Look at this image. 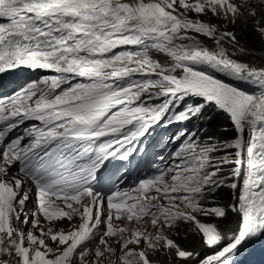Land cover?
I'll return each instance as SVG.
<instances>
[{
  "label": "snow or ice",
  "instance_id": "obj_1",
  "mask_svg": "<svg viewBox=\"0 0 264 264\" xmlns=\"http://www.w3.org/2000/svg\"><path fill=\"white\" fill-rule=\"evenodd\" d=\"M248 20L264 41V0H0V76L46 73L0 97V264H240L264 241V66L227 30Z\"/></svg>",
  "mask_w": 264,
  "mask_h": 264
},
{
  "label": "trees",
  "instance_id": "obj_2",
  "mask_svg": "<svg viewBox=\"0 0 264 264\" xmlns=\"http://www.w3.org/2000/svg\"><path fill=\"white\" fill-rule=\"evenodd\" d=\"M232 31L237 33V39L239 40L240 44L250 49L247 54H255V55H263L264 56V41L261 40L258 33L252 30V21L248 20L247 24L243 21H239L235 26H233ZM238 54H243L238 52ZM154 55H156L154 53ZM250 56V55H249ZM213 113V120L208 122L205 128L207 132L205 135H214L221 139L230 138L232 136L231 132H223L221 131V127H231L230 124L227 122V118L222 113H214L213 110H209ZM220 199L227 200L229 198V193L227 190L221 192L219 194ZM237 224V217L230 214L227 221H224L221 224V227L227 232L229 230H234ZM207 251V250H205Z\"/></svg>",
  "mask_w": 264,
  "mask_h": 264
},
{
  "label": "rangeland",
  "instance_id": "obj_3",
  "mask_svg": "<svg viewBox=\"0 0 264 264\" xmlns=\"http://www.w3.org/2000/svg\"><path fill=\"white\" fill-rule=\"evenodd\" d=\"M203 21L209 22V23H213V24H221V25H223V23H224L222 20H215L214 19V22H213V20L211 19V21H210L207 16L203 18ZM227 30L228 31L231 30L230 26L227 28ZM212 43H214V42L212 41L210 44H212ZM225 46L228 47L230 51H232L231 46H229V45H225ZM244 54L245 53L238 54V52H237V57H239L240 60H242V59L255 60V59H258V58H263L264 59V56L263 55L247 54V56H246ZM249 90L254 91V89H249ZM194 123H196V122L193 121L192 123H190L188 125V127L191 128L192 127V124H194ZM206 125H207V123L206 124H200L198 126L205 128ZM57 226L58 227L67 228L69 225H68V222L65 220V221H63L62 224H58ZM254 245H258V246H256V248H255V246L253 248H251V250L248 251L241 258L240 264H264V241L258 242V243L254 244Z\"/></svg>",
  "mask_w": 264,
  "mask_h": 264
},
{
  "label": "clouds",
  "instance_id": "obj_4",
  "mask_svg": "<svg viewBox=\"0 0 264 264\" xmlns=\"http://www.w3.org/2000/svg\"><path fill=\"white\" fill-rule=\"evenodd\" d=\"M204 17H206V16H201V17H199V18H200L201 20H203ZM207 17L209 18L210 21H211V19H212L213 22H214V19H213L210 15L207 16ZM230 28H231L230 31H232L233 26H230ZM198 39H199L204 45H206V46L212 42V40H210V39H208V38H205V37H203V36H199ZM212 44H213V43H212ZM244 55H246V54H244ZM246 56H247V55H246Z\"/></svg>",
  "mask_w": 264,
  "mask_h": 264
},
{
  "label": "bare ground",
  "instance_id": "obj_5",
  "mask_svg": "<svg viewBox=\"0 0 264 264\" xmlns=\"http://www.w3.org/2000/svg\"><path fill=\"white\" fill-rule=\"evenodd\" d=\"M207 46L211 47L212 44H208ZM236 58L239 59V57H236ZM242 60L253 61V66H257V67L264 66V59L263 58H258V59H255V60H249V59H242ZM254 246L256 248V246H258V245H253L251 248H253Z\"/></svg>",
  "mask_w": 264,
  "mask_h": 264
}]
</instances>
